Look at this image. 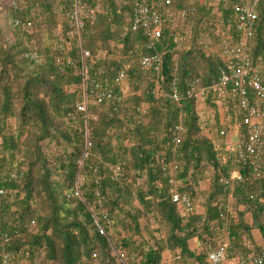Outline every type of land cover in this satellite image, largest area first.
<instances>
[{"label": "trees", "instance_id": "16d2710c", "mask_svg": "<svg viewBox=\"0 0 264 264\" xmlns=\"http://www.w3.org/2000/svg\"><path fill=\"white\" fill-rule=\"evenodd\" d=\"M136 1L0 0V264L4 253L5 264L20 256L29 264H93L100 254L101 264H164L167 250L172 264H211L210 252L221 246L226 260L258 256L264 264V183L244 168L246 183L220 182L234 167L220 134L224 114L213 98H205L201 111L197 96L187 95L191 83L203 87L218 80L223 61L202 42L238 36L239 0H206L186 18L181 12L188 0H148L167 13L158 41L144 26L133 30ZM258 12L250 49L254 62L264 61V0ZM2 29L13 38L4 39ZM82 47L90 51L86 112L78 108L84 98ZM154 54L162 58L160 70L143 68L141 57ZM120 71L126 73L123 83L117 81ZM105 80L121 100H96ZM72 86L77 90L69 91ZM175 89L179 101L172 97ZM227 104L225 115L235 118L237 104L232 99ZM207 107L214 114L202 126ZM14 118L18 131L8 133L7 121ZM34 125L41 129L38 140L15 168L14 154L8 159L2 151H13ZM178 125L184 130L176 145ZM60 137L72 150L57 157L64 180L52 182L41 142ZM159 158L178 168L165 170ZM206 176L210 181L202 188ZM174 191L188 193L203 211H182L173 202ZM152 217L162 224L157 229ZM254 229L262 243L254 240ZM192 239L199 240L200 251L191 249Z\"/></svg>", "mask_w": 264, "mask_h": 264}, {"label": "built area", "instance_id": "2783aa9c", "mask_svg": "<svg viewBox=\"0 0 264 264\" xmlns=\"http://www.w3.org/2000/svg\"><path fill=\"white\" fill-rule=\"evenodd\" d=\"M167 4L171 0H165ZM206 0H188V4L181 12V17L186 18L189 14H195L197 5H203ZM259 0H239L236 5L239 21L237 23V34L228 35V40L220 43L218 51L219 57L223 61L221 74L208 86L198 87L196 83H191L187 90V95L195 94L200 102L206 97L213 98L219 105L223 117V128L220 134L226 139V151L229 158L234 160V167L229 177H221L220 182H240L246 183L249 179L242 173L241 168L248 169L252 180H259L264 183V61L254 62L250 52L252 46V36L254 25L259 18ZM78 7V5H77ZM78 14V8H77ZM81 26L82 23L79 21ZM167 21V13L161 8L154 7L148 0H137L134 7L133 30H138L141 26L148 29V34L152 40L158 41L162 35V24ZM31 26V23H28ZM82 68L80 73L84 78V98L78 103V108L86 112L88 109V66L86 59L90 56V51L82 47ZM38 52H33V57H38ZM140 65L147 70H160L162 58L159 54L145 55L140 59ZM126 78L125 71H120L117 76L118 83H123ZM91 85V84H90ZM100 85V84H99ZM98 85V86H99ZM105 90L98 94L96 100L113 99L121 100V96L114 94V88L105 80ZM101 86V85H100ZM174 100H181V94L175 89L172 93ZM230 99L237 104L235 118L225 115L227 103ZM143 112L145 110L143 109ZM234 118V122H231ZM184 128L178 125L174 130V142L179 144L181 136L179 132ZM159 163L166 170L168 167L177 169L175 162L167 163L163 158H159ZM16 176L10 174V180ZM251 181V180H250ZM174 183V181H172ZM252 182V181H251ZM3 193V189H0ZM76 194L80 195L79 192ZM173 202L177 203L180 209L186 213L197 211L188 193L174 191L172 194ZM104 217H106L104 215ZM94 221L98 231L102 235L107 234L106 226L97 216ZM9 260V254H2V261L5 264ZM226 260V249L221 246L215 251L210 252L209 261L211 264H222ZM240 264H260L262 257L250 256L245 260H240Z\"/></svg>", "mask_w": 264, "mask_h": 264}, {"label": "rangeland", "instance_id": "374dc122", "mask_svg": "<svg viewBox=\"0 0 264 264\" xmlns=\"http://www.w3.org/2000/svg\"><path fill=\"white\" fill-rule=\"evenodd\" d=\"M217 5H218V1L215 2L216 8L218 7ZM98 9H99V7H98ZM99 10H101V9H99ZM218 12L221 13V11H219V10H218ZM217 15L219 17V14H217ZM217 15H215V16H217ZM2 32L6 36V37H3L4 39L5 38H13V37H11L12 36L11 30L2 29ZM78 32H79V30H78ZM220 42L221 41H219V40L217 41L213 38H208V39L205 38L203 40L202 44L208 51L213 50L215 53H218ZM72 43H74V42L72 41ZM210 43H212V45H210ZM70 45L71 44H69V46ZM99 55L104 56L105 52L101 51ZM75 90H77V87H75V86H72L69 88V91H75ZM203 109H204V104H203V102H200L199 106H198V110L202 111ZM213 114H214L213 111L208 109V107L205 110V112L201 113L200 122L202 123V126H204L206 124L204 122L209 120V117ZM7 123H8L7 127H9V129L7 130L8 133H16L18 131L20 121H18L17 119L14 118V119L8 120ZM40 130H41L40 127L37 125L30 127V131L27 132L25 135H23L20 139H18V144L13 149V151H10V150H7V151L5 150V152L2 151L3 155H5L8 159L12 158L11 153L14 154V158L12 159L13 167L17 168L16 166L21 164V162L25 161V152L28 149L34 148L35 141L38 140L37 135L40 134L39 133ZM28 133H30V135ZM127 144L129 145L128 141H127ZM41 148L43 149L45 157L49 160V166H50L51 171L53 172L50 176V181H52V182L63 181L65 176L61 173V169L59 170V168H58V166H59L58 158L60 157L59 155L63 154L65 150L71 151L72 145L69 142H67L66 140H64L62 137H60L57 140L47 138L43 142H41ZM20 166H23V168H27L25 164L20 165ZM209 181L210 180H208V177L206 176V180L202 181V186H203L202 188L208 187ZM11 198H13V200H14L17 197L15 195H13ZM199 198H201V197H199ZM204 199H206L205 193L203 194L202 200H204ZM0 200L3 201L2 199H0ZM199 203L200 204H198V205H201V202H199ZM36 205H37L38 209L39 208L43 209V206L45 204L42 203V200L38 199L36 201ZM74 205H75V203L72 206H74ZM231 205H232V203H231ZM231 205H229V208L234 211V205H232V206ZM3 218L6 222H8V224H14V223H11L12 218L10 217V215H5ZM146 220H147L146 217L141 218V221L143 224L146 223ZM150 221L152 223L153 228L157 229L159 226L162 225V224L159 225L158 223H156L154 221L153 217L151 218ZM34 226L36 227L35 223H33L31 227L33 228ZM123 233H125V232L123 231ZM146 234H147V237L149 239H151L150 234H148V233H146ZM165 234H166V228L162 230L161 235H165ZM101 258H102V256L100 254V256L98 258H93V260H91V261L93 264H101V262H100L102 260ZM29 261L30 260L27 257L20 256V257H16L15 261H12V263L13 264H29Z\"/></svg>", "mask_w": 264, "mask_h": 264}, {"label": "crops", "instance_id": "0c3cea01", "mask_svg": "<svg viewBox=\"0 0 264 264\" xmlns=\"http://www.w3.org/2000/svg\"><path fill=\"white\" fill-rule=\"evenodd\" d=\"M203 209H204V207L202 205L197 206L198 212L203 211ZM240 209H243V207H240ZM245 218L247 221H251L252 215L250 213H247L245 215ZM252 232H253L254 240L256 242L259 241L260 243H262V236H261V233L259 232V230L254 229ZM247 244H250V242ZM190 247H191V249L197 250V251H200L202 249V245L200 244L198 239L190 240ZM172 255L173 254L169 250L164 252V264H172V260H173ZM240 259L241 258L239 257V255L235 254L234 257L227 258L225 264H238ZM184 264H187V263H184Z\"/></svg>", "mask_w": 264, "mask_h": 264}]
</instances>
